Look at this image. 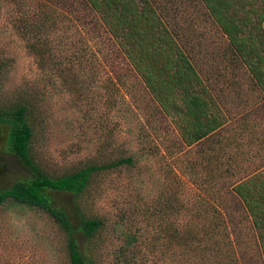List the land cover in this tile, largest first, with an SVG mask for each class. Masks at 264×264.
<instances>
[{
  "label": "trees",
  "instance_id": "obj_1",
  "mask_svg": "<svg viewBox=\"0 0 264 264\" xmlns=\"http://www.w3.org/2000/svg\"><path fill=\"white\" fill-rule=\"evenodd\" d=\"M2 17L40 67L64 75L77 102L95 85L104 88L108 109L124 115L127 104L117 108L121 87L135 97L137 84L145 98L136 147L116 144V126L108 125L96 153L62 173L51 171L37 149L40 91L26 88L0 103V158L12 154L30 171L0 185V210L16 204L47 213L64 236L69 264H100L91 248L107 224L83 210L82 199L104 174L139 168L153 147L167 148L155 141L158 131L174 139L192 193L186 204L177 189L169 191L161 222H153L151 252L170 264H264V0H0ZM200 17L225 35L223 56L203 54L206 36L194 30ZM66 45L68 54L57 51ZM216 56L232 66L233 80H211L205 65ZM4 65L0 60V74ZM180 175L175 170L179 186ZM56 193L72 195V213L57 206ZM123 235L127 246L134 243L133 234Z\"/></svg>",
  "mask_w": 264,
  "mask_h": 264
},
{
  "label": "rangeland",
  "instance_id": "obj_2",
  "mask_svg": "<svg viewBox=\"0 0 264 264\" xmlns=\"http://www.w3.org/2000/svg\"><path fill=\"white\" fill-rule=\"evenodd\" d=\"M200 18L194 30L198 38L203 34L206 36L200 41L203 54L208 50L223 56L227 44L225 35L211 20ZM5 20L4 17L0 18V60L5 62L0 74V103L14 101L26 88L40 91L42 100L40 105L38 103V110L43 129L39 131L37 149L51 171H69L93 156L108 137L109 129H105L108 125L111 128L116 126V144L136 147L139 140L136 134L143 120L138 103L145 98L139 85L134 86L138 92L135 97L126 87L118 91L117 108L122 102L129 108L125 115L116 111L115 107L108 109L104 88L96 85L83 101L77 102L76 96L69 91L71 86L64 75L40 67L37 57L28 51L25 42L7 26L9 24ZM72 37L66 39L68 44ZM69 50L70 45H66L57 51L68 54ZM219 56L205 65L211 80L218 84L233 80L232 66L226 59L221 61ZM221 70H224L225 78L218 76ZM46 74H50L51 82ZM239 78L240 81H248L244 74H240ZM123 93H126L124 99ZM98 123L100 127L96 128ZM129 128L131 131L127 132ZM163 135L155 131L153 137L155 141L165 143L167 148L163 144L158 148L153 147L139 168L104 174L91 195L82 199L83 210L104 218L107 224L91 248L100 264H170L169 259L160 258L158 250L151 252L154 251L152 236L157 233L155 223L161 222L159 208L169 198L172 189L182 193L181 199L185 201L192 192L186 187L189 185V175L185 174L186 169L182 170L185 163L178 156L174 139L169 134ZM162 138H165L164 141ZM175 170L182 174L183 185L179 186L173 179ZM29 176L30 171L12 154L1 156L2 187ZM55 198L57 206L70 213L74 211L71 194L56 193ZM185 213L183 211L178 216L180 229L186 227L183 224V216L188 217ZM174 217L170 215L169 219ZM123 232L133 234L135 240L132 245L127 246ZM84 246L86 248V244ZM0 264H69L64 251V236L47 213L27 206L7 204L0 210Z\"/></svg>",
  "mask_w": 264,
  "mask_h": 264
}]
</instances>
